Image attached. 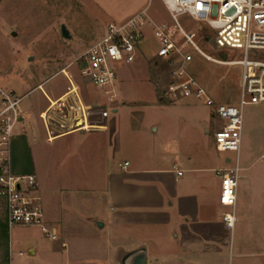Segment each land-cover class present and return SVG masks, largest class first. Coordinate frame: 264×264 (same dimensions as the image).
Masks as SVG:
<instances>
[{
    "label": "crops",
    "instance_id": "0c3cea01",
    "mask_svg": "<svg viewBox=\"0 0 264 264\" xmlns=\"http://www.w3.org/2000/svg\"><path fill=\"white\" fill-rule=\"evenodd\" d=\"M145 2L122 15L117 11L97 38L109 23L149 12ZM149 16L170 22L169 14L168 19ZM157 51L155 65L162 60ZM58 65L45 63L22 80L4 76L16 81L7 90L21 99L12 172L36 176L46 221L58 233L51 240L38 227H14L7 242L9 264H120L135 251L146 254L147 264H264V183L243 169L245 183L238 186L235 223L229 228L216 170L230 166L231 157L194 132L202 120L153 124L150 130L159 136L146 139L142 118L136 119L137 128H123L115 119L108 124L109 108L117 114L130 103L104 99L101 88L83 78L81 66ZM60 74L64 79L58 81ZM122 83L118 70L117 97ZM66 156L74 159L72 166L60 161Z\"/></svg>",
    "mask_w": 264,
    "mask_h": 264
},
{
    "label": "rangeland",
    "instance_id": "374dc122",
    "mask_svg": "<svg viewBox=\"0 0 264 264\" xmlns=\"http://www.w3.org/2000/svg\"><path fill=\"white\" fill-rule=\"evenodd\" d=\"M145 1L149 6L150 15L158 19H168L161 0ZM138 2L139 0H0V85L7 89L16 81L11 78L7 80L4 76L14 75L18 80H22L28 72L38 73L45 63L52 65L59 62L61 64L57 66L59 69L63 65L71 66V69L79 68L80 64L75 63V60L98 39L100 30L110 17L116 16L117 11L133 10ZM180 22L198 33L197 44L214 58L223 59L224 54H227L228 60L243 57L242 38L245 28L241 20L222 31H210L206 27L198 26L200 23L196 24L187 16H181ZM62 25L67 27L71 38L63 37ZM152 28L151 25L144 28L145 37L140 46V56L131 64L119 67V74L123 80L122 93L112 102L117 103L124 99L131 105L117 114L109 108L108 124L115 119L123 128L127 125L137 128L136 119L142 118L144 124L141 133L146 139L151 140L159 136L150 130L153 124L161 125L172 119H199L203 121L202 126L193 130L205 135L212 148L214 134L221 126V120L213 117L211 113L213 109L202 101L196 99L175 101L164 97L162 90L171 80L170 66L168 62L162 60H159L157 65L151 62L160 47ZM13 32H16L15 36L12 35ZM205 37L209 38L208 42H205ZM223 50L225 53L221 52ZM190 52L193 54V61L189 65V70L198 81L216 100L238 105L241 66L214 63L193 50ZM55 79L60 81L64 78L60 74ZM105 90L98 89L102 97L109 100ZM160 102L176 104L164 107L159 106ZM187 108L192 110V114H188ZM133 111L143 113L139 117L131 114ZM252 120L256 122L247 131L248 122ZM224 155L235 160V153L228 152ZM73 160L67 156L60 159L63 165L71 166ZM240 167V186L245 183L243 169L246 167L256 174L255 181L264 183V104L247 105L244 108ZM4 224L5 205L0 198V231L4 230L2 229ZM14 231L13 228L11 233L8 231L1 235L0 264H9L7 242L10 234L14 235ZM2 247L6 253L4 261ZM20 259L23 257L20 256Z\"/></svg>",
    "mask_w": 264,
    "mask_h": 264
},
{
    "label": "built area",
    "instance_id": "2783aa9c",
    "mask_svg": "<svg viewBox=\"0 0 264 264\" xmlns=\"http://www.w3.org/2000/svg\"><path fill=\"white\" fill-rule=\"evenodd\" d=\"M170 22L157 23L147 9L124 22H111L105 34L84 51L75 63L80 64L84 79L106 89L110 100L117 97L118 70L135 61L144 40V28L153 26L160 43L157 57L168 62L170 82L163 88L164 97L171 100L193 98L211 107L221 120L214 134V146L219 153H235L228 167L216 170L221 180L219 202L229 210L223 219L229 228L235 223L234 209L240 179V151L244 127V108L264 104V0H161ZM190 17L198 26L210 31H222L238 20L244 24L243 57L238 60L217 59L197 44L198 33L180 22ZM209 38L205 37V42ZM193 50L208 61L241 66V91L238 105L217 102L189 70ZM222 53L224 52L221 51ZM225 53V52H224ZM234 53V52H233ZM65 70V69H63ZM20 97L0 85V198L5 205L8 231L23 226L38 227L47 238L56 240L58 233L46 221L41 197L37 193L36 176L15 175L12 172V139L22 119ZM128 163H125V166Z\"/></svg>",
    "mask_w": 264,
    "mask_h": 264
},
{
    "label": "water",
    "instance_id": "95a60500",
    "mask_svg": "<svg viewBox=\"0 0 264 264\" xmlns=\"http://www.w3.org/2000/svg\"><path fill=\"white\" fill-rule=\"evenodd\" d=\"M61 33L63 37L71 38V33L65 25H62ZM12 35L15 36L16 32H13ZM223 58L225 59L226 56L223 55ZM120 264H147L146 254L143 251H135L133 253H128L124 255V257L121 259Z\"/></svg>",
    "mask_w": 264,
    "mask_h": 264
},
{
    "label": "trees",
    "instance_id": "16d2710c",
    "mask_svg": "<svg viewBox=\"0 0 264 264\" xmlns=\"http://www.w3.org/2000/svg\"><path fill=\"white\" fill-rule=\"evenodd\" d=\"M3 226V225H2ZM2 229H4V230H2V231H0V238H1V235H2V233H4V232H8V229H7V227H6V223L4 224V228H2ZM2 250V252H3V261H4V259H6V253H5V251L3 250V249H1ZM7 258H8V256H7Z\"/></svg>",
    "mask_w": 264,
    "mask_h": 264
}]
</instances>
